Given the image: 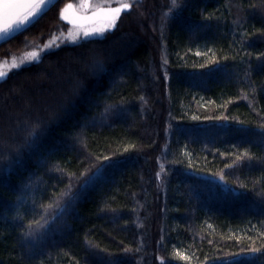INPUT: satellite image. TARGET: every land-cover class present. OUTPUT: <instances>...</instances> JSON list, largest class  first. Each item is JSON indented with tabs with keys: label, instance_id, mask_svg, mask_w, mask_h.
Instances as JSON below:
<instances>
[{
	"label": "trees",
	"instance_id": "1",
	"mask_svg": "<svg viewBox=\"0 0 264 264\" xmlns=\"http://www.w3.org/2000/svg\"><path fill=\"white\" fill-rule=\"evenodd\" d=\"M123 3L0 80V264H264V0Z\"/></svg>",
	"mask_w": 264,
	"mask_h": 264
},
{
	"label": "snow or ice",
	"instance_id": "2",
	"mask_svg": "<svg viewBox=\"0 0 264 264\" xmlns=\"http://www.w3.org/2000/svg\"><path fill=\"white\" fill-rule=\"evenodd\" d=\"M51 2V0H0V33L8 34L14 28H18L30 20L35 19L44 12L45 7ZM173 6H175V0H173ZM81 8L86 9V13L82 16H77L70 18L67 14V10L73 8V5L67 4L64 8L60 10V16L64 20H69L71 23L77 25L78 29L83 30L85 36H89L95 33H102L105 29L112 28L115 26L116 20L119 17L122 9H130L132 7L129 3H123L119 7L115 8H105L100 5H91L88 3V0H82L80 5ZM95 9V10H93ZM210 17H206L208 19ZM257 32L264 34V29H257ZM247 35H253V33H248ZM3 38V37H0ZM75 39V36H73ZM199 54V53H198ZM37 53L33 51L31 54L26 56V59H32L36 57ZM258 58L264 59V53H260ZM227 59V57L225 58ZM213 63H218V61H212ZM23 63V61H21ZM206 65H201L205 67ZM243 123V122H241ZM261 129H264V123L259 125ZM36 129L33 128L28 135L31 137L35 134ZM131 147V146H130ZM243 157H248L252 159L254 157L250 156L249 152L245 150L242 153ZM238 157L237 159H240ZM103 160H108L109 157H103ZM97 167H102L98 165ZM159 176V173H157ZM83 183L87 184L89 182L90 176L84 175ZM223 179V177H221ZM67 198V201L70 202L74 196L71 192V189L63 194ZM56 208H60L61 204L56 202L54 205ZM48 207H53V205H48ZM47 221L45 220V223ZM39 221H29V231L25 233V236L32 234V225H39ZM264 235V233H262ZM252 252H261V248H253Z\"/></svg>",
	"mask_w": 264,
	"mask_h": 264
},
{
	"label": "rangeland",
	"instance_id": "3",
	"mask_svg": "<svg viewBox=\"0 0 264 264\" xmlns=\"http://www.w3.org/2000/svg\"><path fill=\"white\" fill-rule=\"evenodd\" d=\"M81 3H82V0H78V2L75 5L71 4L73 5V8L68 9L67 11L74 13V14L76 13L87 14L86 9L80 7ZM88 3L91 5H100L101 7H107V8L109 7L112 8L114 6L122 5V4H119V0H88ZM115 3H118V4H115ZM62 20L64 21L62 25V27L64 26V29H62L59 33L51 36L43 44L35 40H28V39L25 40L23 49L17 53H12L8 58L6 57V60H3L0 63V69L3 72L5 71L7 72L11 69L19 68L25 63L36 60L45 51L55 47L61 42H77L81 39L100 36L104 34L107 30L111 29V28H108V29H105V31L102 33H95L89 36H85L83 33V30L78 29L77 25L71 22L65 21L64 19ZM73 36H75V39H73ZM33 51L37 53L36 57L30 60L26 59V56L31 54ZM21 61H23V63H21Z\"/></svg>",
	"mask_w": 264,
	"mask_h": 264
},
{
	"label": "water",
	"instance_id": "4",
	"mask_svg": "<svg viewBox=\"0 0 264 264\" xmlns=\"http://www.w3.org/2000/svg\"><path fill=\"white\" fill-rule=\"evenodd\" d=\"M54 1H55V0H51V2L45 7L44 12H45V11H46V10H47V9L53 4V3H54ZM64 7H65V5H63V6L61 7V9L64 8ZM105 8H107V7H105ZM61 9H60V10H61ZM44 12H43V13H44ZM43 13H41V15H42ZM67 14L69 15L70 18L85 15V14H83V13H76V14H74V13H70V12H67ZM87 14H90V13H87ZM41 15H40V16H41ZM38 17H39V16H38ZM38 17H36L35 19L30 20L28 23H26V24H24V25H22V26H20V27H18V28H14V29H13L12 31H10L8 34L0 33V37H3V38H0V42H3V41H5V40L9 39L11 36L15 35L16 33L22 31V30L25 29L27 26H29L32 22H34ZM59 17H61V16H60V13H59ZM66 21L70 22L69 20H66ZM4 77H5V74L2 73V72H0V80H1L2 78H4Z\"/></svg>",
	"mask_w": 264,
	"mask_h": 264
},
{
	"label": "flooded vegetation",
	"instance_id": "5",
	"mask_svg": "<svg viewBox=\"0 0 264 264\" xmlns=\"http://www.w3.org/2000/svg\"><path fill=\"white\" fill-rule=\"evenodd\" d=\"M2 61H3V60H2ZM2 61H0V63H1ZM0 72H3V71L0 69Z\"/></svg>",
	"mask_w": 264,
	"mask_h": 264
}]
</instances>
